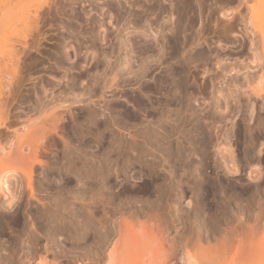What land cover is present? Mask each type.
I'll return each instance as SVG.
<instances>
[{"label":"rangeland","instance_id":"1","mask_svg":"<svg viewBox=\"0 0 264 264\" xmlns=\"http://www.w3.org/2000/svg\"><path fill=\"white\" fill-rule=\"evenodd\" d=\"M73 1L10 0L1 23L0 68L9 44H30L19 48L15 79L0 102L1 149L9 151L33 132L42 90L43 105L66 96L54 111H70L58 132L47 129L55 130L54 142L34 132L37 150L24 147L25 160L8 162L0 154V171L10 167L0 188V264H108L118 235L140 231V224L142 231L161 235L163 244H173V264L188 249H201L206 260L213 256L207 264H236V238L245 245L242 251L257 256L253 262L264 264V0H181L167 30L160 11L145 12L153 0H118L134 15L124 33L117 0ZM76 11L84 17L78 24ZM138 13L145 14L140 23ZM177 17L184 20L178 29ZM34 18L38 30L27 26ZM67 19L77 28L71 37ZM142 25L151 28L148 36L137 28ZM80 31L82 39H72ZM120 32L129 41L127 63L115 44ZM90 37L97 39L95 52ZM59 47L63 55L53 57ZM55 58H62L64 68ZM77 75L83 79L72 93ZM118 227L124 231L118 234ZM124 254L122 264L145 263L138 250Z\"/></svg>","mask_w":264,"mask_h":264},{"label":"bare ground","instance_id":"2","mask_svg":"<svg viewBox=\"0 0 264 264\" xmlns=\"http://www.w3.org/2000/svg\"><path fill=\"white\" fill-rule=\"evenodd\" d=\"M7 1V2H6ZM73 1V0H72ZM78 1V0H77ZM85 1V0H84ZM84 1H82V3L84 2ZM86 1H90L91 3H93L94 1L93 0H86ZM93 1V2H92ZM118 1V0H117ZM116 1V2H117ZM123 1V0H122ZM142 2H143V0H141ZM140 1V2H141ZM152 1V0H151ZM150 1V2H151ZM156 1H158V0H153V2L154 3H149L147 0H146V3L148 2V5L149 6H145L144 5V7L146 8L147 7V9H145V12H146V10H152V11H156L157 13H162L161 15H162V29L163 28H165L166 30L168 29L167 28V25L165 26V24L166 23H168L169 24V22L171 21L172 22V19L175 17H172L173 16V13H174V11L177 9V10H180V9H178V7H179V5L181 4V0H162V3L160 4V5H162V6H160V5H158L157 3H156ZM194 1H196V2H198L197 0H194ZM3 2H4V4H3ZM3 2H0V30H2L1 28V23H2V20L5 18L4 17V15L7 13V11H8V9L10 10V7H11V5L9 6V3L8 2H10V0L8 1V0H3ZM74 3H75V1H73ZM79 2V1H78ZM81 2V1H80ZM89 2V3H90ZM119 2V1H118ZM118 2H117V5H118ZM127 2V1H126ZM145 2V1H144ZM143 2V3H144ZM182 2L185 4V2H184V0H182ZM95 3V2H94ZM111 3H113V2H111ZM109 4V5H114V4ZM122 2L120 1L119 2V12H118V17H119V20L122 22H125V26L121 29L122 31L121 32H127V31H130V27H129V25H130V18H132V17H134V15H133V13H132V11H130V10H128V8L126 7L127 6V4L126 3H124V5H122L121 4ZM128 3V2H127ZM133 3H135V2H133ZM136 3H137V1H136ZM167 3H169L170 5H169V7L170 8H167L168 6H167ZM182 3V4H183ZM186 3H189V4H192L193 2L192 1H187ZM3 4V5H2ZM11 4V3H10ZM77 4V3H76ZM138 4V3H137ZM193 4H195V2L193 3ZM39 5H41V4H39ZM129 5H131V4H129ZM115 6H116V4H115ZM134 6V5H133ZM132 6V7H133ZM135 6H136V4H135ZM139 8H140V4L139 5H137ZM135 7V8H138V7ZM182 6H184V5H182ZM186 7H187V5H185ZM194 6V5H193ZM193 6H190L191 7V9H193L192 7ZM114 7V6H113ZM113 7H111L112 8V10L114 9ZM142 7L143 6H141V10H143L142 9ZM189 7V6H188ZM134 8V7H133ZM118 9V8H117ZM170 9V10H169ZM190 9V8H189ZM7 10V11H6ZM115 10H116V8H115ZM114 10V11H115ZM177 10H176V12H177ZM6 11V12H5ZM36 11V10H35ZM72 11V10H71ZM117 11V10H116ZM151 11V12H152ZM160 11V12H159ZM77 12V11H76ZM144 12V13H145ZM150 12V13H151ZM155 12V13H156ZM179 13H180V11H178ZM30 13H32V12H30ZM78 13V12H77ZM82 13V12H81ZM144 13H141V14H144ZM155 13H153L152 12V14H155ZM166 13H172V15H171V19L169 20L168 18V15H166L168 18H165L166 16H165V14ZM182 13V12H181ZM85 15V13H82V15ZM114 14V13H113ZM112 14V12H110V18L111 19H113L112 17L114 16ZM141 14H139L138 13V15L136 16V18H137V20L139 19V23L141 22V20H143L144 19V17H143V15H141ZM67 15V14H66ZM71 15H72V13H71ZM83 15V16H84ZM174 15H175V13H174ZM177 15H180V14H177ZM182 15V14H181ZM30 16V15H29ZM34 16V15H33ZM39 15L37 14V16H35V18L36 19H38L39 17H38ZM73 16V17H72ZM72 16H70L69 15V17H72L73 19H74V21L75 20H77V21H79V20H81V18H82V20L84 19V17H81V14L80 13H78V14H74V15H72ZM144 16H145V14H144ZM156 17H158V18H160L158 15H155ZM4 17V18H3ZM67 17H68V15H67ZM180 17V16H179ZM183 17H184V15H183ZM32 19L31 20V24H30V22L28 23L27 22V26H30V29H31V27H33V24H34V28L33 29H37V26L39 25V24H37L38 22H37V20L36 19ZM135 18V19H136ZM181 18V17H180ZM180 18H176V21H177V26H175L177 29L178 28H180V26H178V23H181V22H183V21H178ZM26 19V18H25ZM29 19V18H28ZM73 19H72V21H73ZM93 19V21H94V18H92ZM92 19H91V21H92ZM165 19H167V20H165ZM35 20V21H34ZM69 22H68V24H67V22H66V25H67V28L70 30H68L69 31V34L71 33V31H73V32H76L77 31V28L75 27L76 26V24L75 25H73L72 23L74 22H71L69 19H67ZM82 20H81V22H82ZM132 20V19H131ZM134 20V19H133ZM145 20H146V18H145ZM144 20V21H145ZM180 20H182V18L180 19ZM26 21H27V19H26ZM28 21H30V20H28ZM77 21H75L76 23H77ZM90 21V22H91ZM93 21H92V23H93ZM97 21V20H96ZM147 21V20H146ZM145 21V22H146ZM166 21H168V22H166ZM37 22V23H36ZM74 22V23H75ZM132 22H134V24H135V21H132ZM137 22V23H138ZM91 23V24H92ZM97 23H98V21H97ZM96 23V24H97ZM3 24V23H2ZM30 24V25H29ZM36 24V25H35ZM78 24V23H77ZM94 24H95V22H94ZM93 24V25H94ZM133 24V23H132ZM176 24V23H175ZM25 25V26H26ZM90 25V24H89ZM89 25H88V27H89ZM136 25V24H135ZM140 25V24H139ZM172 25V24H171ZM182 26H183V24H181ZM87 26V25H86ZM92 26V25H91ZM130 26H132V25H130ZM165 26V27H164ZM169 26V25H168ZM36 27V28H35ZM78 28L80 27L79 25L77 26ZM93 27V26H92ZM91 27V28H92ZM146 27H148V26H146ZM144 25H142V26H139V27H137V28H139V30H140V32L142 33V34H144V36L145 35H147L148 36V30L150 29L151 30V28H146ZM184 27H185V23H184ZM23 28H25V27H23ZM27 28V27H26ZM39 28V27H38ZM84 28H85V26H84ZM87 28V27H86ZM96 27H94V29H95ZM175 28V29H176ZM181 28H183V27H181ZM33 29H32V31H33ZM88 29H90V28H88ZM94 29H92V30H90V31H88V30H84V33L86 34V32H87V34L89 33L90 34V36H91V34H95V30ZM131 29H132V27H131ZM133 29H136V28H133ZM169 29H173L172 27L170 28L169 27ZM187 29V28H186ZM27 30V29H26ZM28 30H29V27H28ZM38 30V29H37ZM36 30V31H37ZM76 30V31H75ZM94 30V31H93ZM184 30H185V28H184ZM171 31V30H170ZM178 31V30H177ZM30 32V31H29ZM72 32V33H73ZM120 32V34H121V36L119 35L118 36V42L116 41V43L115 44H117L118 45V43H119V46L121 47V48H119V46L117 47V46H115V47H117V49L119 48V49H121L120 51L121 52H123V55H125L124 56V58L126 57L127 58V56H128V58H129V51H128V44H127V42H129L127 39H125L123 36H122V33ZM152 31H149V33L151 34V36L153 35L152 33H151ZM171 32H174V30L173 31H171ZM179 32H181V30L179 31ZM182 32H183V29H182ZM80 33H82V31H80V32H77V33H75L74 35L76 36H74V38L72 37V39H75L76 40V38H78L77 36H79L80 35ZM96 33H98V32H96ZM76 34H78V35H76ZM149 34V35H150ZM155 34V33H154ZM182 34V33H181ZM253 34V33H252ZM97 35V34H96ZM95 35V36H96ZM99 35V34H98ZM98 35L96 36V37H98ZM124 35V34H123ZM156 35H157V33H156ZM156 35H154L155 36V38H157L156 37ZM180 35V34H179ZM71 36H73V35H71L70 34V37ZM93 36V35H92ZM94 36V38H96ZM126 36V35H125ZM154 36H153V38H154ZM165 36V35H164ZM164 36H162V37H164ZM251 36V35H250ZM166 37V36H165ZM196 37V36H195ZM194 37V38H195ZM200 38H201V36H199ZM254 37V36H253ZM26 38V37H25ZM69 38V37H68ZM80 38H81V35H80ZM91 38V37H90ZM93 38V37H92ZM92 38H91V41H92V46H94L93 48H94V52H95V48L96 49H98V47H96L97 46V44H96V46H95V43L97 42L95 39H93L92 40ZM198 38V37H197ZM199 38V39H200ZM79 39V38H78ZM82 39V38H81ZM117 39V38H116ZM192 39V41H193V38H191ZM25 40V39H24ZM74 40V41H75ZM178 40V39H177ZM187 40V39H186ZM195 40V39H194ZM26 41V40H25ZM24 41V42H25ZM80 41L81 40H79V43H80ZM165 40H163L162 42H164ZM24 42H22V43H24ZM78 42V41H77ZM82 42V41H81ZM17 43V42H16ZM29 43V41L27 42L26 41V44H28ZM62 43V42H61ZM165 43V42H164ZM178 43H180L179 41H178ZM251 43V47H252V50H254L255 49V47L253 48V46H255V45H253L252 44V41L250 42ZM26 44L24 43L23 45H21V43H20V47H18L16 44H14V42L12 43V44H9L10 46H9V50H10V54H9V56H8V60H6L4 63V65H3V67L2 68H0V72H3V74H0V76L2 75V79H1V77H0V102H2L3 101V96H4V94H5V88H8L10 85H11V83H13V80L15 79L14 77V74H16V70H17V67H18V64H19V61H20V55H21V53H23V51H21V50H23L22 48H23V46H26ZM82 44H83V42H82ZM112 44V43H111ZM115 44H113V45H115ZM28 45H30V44H28ZM65 45V44H64ZM163 45V44H162ZM57 46V45H56ZM56 46L54 47V48H56ZM80 46H83V45H81L80 44ZM90 46H91V44H90ZM91 46V47H92ZM129 46H130V44H129ZM27 47H29V46H27ZM27 47H25V48H27ZM64 47V46H63ZM88 47V46H87ZM165 47V46H164ZM250 47V48H251ZM19 48H21V50H19ZM25 48H24V51H27V50H25ZM28 49V48H27ZM61 49H62V47H59V49H54V52L55 53H53V57H54V54H57V55H60V56H62L63 54H62V51H61ZM82 49V48H81ZM116 49V48H115ZM116 49V50H117ZM119 49H118V51H119ZM130 49V48H129ZM165 50V49H164ZM163 49H162V51H164ZM179 50V49H178ZM251 50V51H252ZM117 51V52H118ZM128 51V52H127ZM76 52V51H75ZM98 52V51H97ZM114 52V51H113ZM117 52H114V53H117ZM167 52V51H166ZM107 53V52H106ZM119 53V52H118ZM128 53V54H127ZM163 53V52H162ZM180 53V52H179ZM253 53V52H252ZM103 54V53H102ZM111 54H112V52H111ZM165 54V53H164ZM163 54V55H164ZM65 55L67 56V54H66V51H65ZM64 55V56H65ZM109 54H107L106 56H108ZM114 56H117L118 54H113ZM120 55H122V54H119L118 56L120 57ZM167 55V54H166ZM165 55V56H166ZM178 55H180V54H178ZM63 56V57H64ZM94 56H95V54H94ZM105 56V53H104V57H106ZM256 56V55H255ZM56 57V56H55ZM62 57V58H63ZM109 57H111V56H108V58L106 57V59H110ZM118 57V58H119ZM122 58H123V56H121ZM120 57V58H121ZM167 57V56H166ZM62 58H60V60H62ZM66 58V60H69V59H67V57H65ZM123 58V59H124ZM126 58L124 59V61L126 62ZM163 58H165L164 56H163ZM59 59V56H58V58H57V60ZM64 59V58H63ZM166 59H168V58H166ZM165 59V60H166ZM256 59V58H255ZM54 60V59H53ZM55 60H56V58H55ZM54 60V61H55ZM55 61V63H57L56 64V66H59V67H61V69L62 68H64L63 66L64 65H60L59 63V61ZM257 60V59H256ZM255 60V61H256ZM8 61V62H7ZM63 61V60H62ZM64 62V61H63ZM63 62H61V64L63 63ZM54 63V64H55ZM124 63V62H123ZM127 63V62H126ZM258 63V62H257ZM260 63H262V62H260ZM260 63H259V65H260ZM122 64V63H121ZM253 64V63H252ZM165 65V64H164ZM0 66H2V65H0ZM55 66V67H56ZM73 66V65H72ZM59 67H57V69L59 68ZM72 68V67H71ZM70 68V69H71ZM73 68H74V66H73ZM163 69V71L165 72V69H164V66L162 67ZM255 68V67H254ZM60 69V68H59ZM168 69V68H167ZM2 70V71H1ZM4 70V71H3ZM163 72V73H164ZM166 72H168V70L166 71ZM162 73V74H163ZM5 75V76H4ZM8 77V76H12L11 78L10 77H8V79L7 78H5V77ZM78 76V77H77ZM76 76V78H74V77H72L71 79H72V82H71V88H69V90L70 89H72V91L73 92H76V88L75 87H77V86H75V85H77V81L79 80H81V79H83V76H80V75H77ZM167 76H168V74H167ZM4 77V78H3ZM85 77V76H84ZM10 78V79H9ZM163 78H165L164 76H163ZM167 78H169V76L167 77ZM166 78V79H167ZM1 80H4V81H1ZM8 80V81H7ZM264 80V79H263ZM84 81V80H83ZM164 81H165V79H164ZM163 80H162V83L164 82ZM262 81V80H261ZM180 82H182V81H180ZM179 82V84H180V86H181V83ZM263 83H264V81H263ZM168 84V83H167ZM166 84V86H168ZM264 84H262V86H263ZM44 88V87H43ZM42 88V89H43ZM75 88V89H74ZM168 88H169V86H168ZM75 91H74V90ZM43 92H42V94L46 91V90H42ZM71 91V90H70ZM70 91H69V93H70ZM71 91V92H72ZM39 92V91H38ZM62 92H64V91H62ZM72 92V93H73ZM167 92V91H166ZM255 92V91H254ZM257 92V91H256ZM40 93V92H39ZM36 94V93H35ZM42 94H40V97H37L38 99H39V104L37 105V103H36V108H35V106H34V108L36 109V111L38 112H36V111H34V112H36L38 115V117H37V120L34 122V128H32V129H34L33 130V132L31 131V132H29L28 134H26L23 138H21V139H19L16 143H14L15 142V139H14V142H12V146H13V143L15 144L14 145V148L11 150V149H9V151H7V152H5L4 151V148H2L1 149V146H0V149H1V152H0V154L3 152L4 154V156H5V158H4V160H7L8 162H13V160L14 161H17V160H25V157L26 156H24V154L26 155V153L24 152V147H28V149L30 150H28V149H26V152H28L29 151V153L31 152V153H34V152H36V150H37V148L35 149V146H36V141H34V139H33V135H35V133L37 134V133H41L42 134V136L43 137H45L43 134H44V132H45V135H46V140L47 139H50L51 138V140H53L54 139V137H55V135H54V132H55V130H56V132H58L57 130L59 129V128H63L64 127V125H65V121H67L66 120V116H65V111H70V110H65V111H54V107L57 105H59V103H62V102H59L58 100L60 99V100H62V98H65L66 96H63V97H61V98H59V99H56L57 100V103H56V100L53 102V100L52 101H50L49 100V104H50V102H51V104L53 105V103H54V106H50L49 104H47V102L45 103L46 105H43L44 103H42V101H41V97H45V94H46V92H45V94H43V96H42ZM61 94V93H60ZM71 94V93H70ZM127 94H129V93H127ZM131 94H132V96L134 95L133 94V92H131L130 93V97H128V100L127 101H129V98H130V101H131ZM258 94V93H257ZM63 95V94H62ZM61 95V96H62ZM36 96H39V94L38 95H36ZM74 96H75V98H74ZM74 96L72 95H70V97H71V100H69L70 101V103H72L71 101H72V97L74 98V99H77V97H78V99H79V96H76L75 94H74ZM127 96V95H126ZM129 96V95H128ZM162 96H163V93H162ZM125 97V96H124ZM134 97V96H133ZM132 97V98H133ZM46 98H47V96H46ZM45 98V99H46ZM139 98V97H138ZM55 99V98H54ZM73 99V101H76V100H74ZM77 99V100H78ZM139 100V99H138ZM141 100V99H140ZM43 101H45V100H43ZM80 101V100H79ZM78 101V102H79ZM133 101V100H132ZM132 101L129 103L128 102V104H130L131 105V103H132ZM59 102V103H58ZM66 102H68V101H66ZM134 102H136L135 100H134ZM141 102V101H140ZM56 103V104H55ZM63 103H65V102H63ZM62 103V104H63ZM143 103V102H142ZM61 104V105H62ZM69 104V103H68ZM73 104V103H72ZM75 104V103H74ZM141 104V103H140ZM0 105H1V103H0ZM33 105H34V103H33ZM73 106V105H72ZM68 107V106H67ZM34 108L32 109V112H33V110H34ZM56 108V107H55ZM63 108V107H62ZM134 109H135V107H133ZM132 108V109H133ZM129 109V108H128ZM139 111V110H138ZM67 112V113H68ZM71 112H73L72 110H71ZM75 112V111H74ZM39 113H40V116H39ZM138 113V112H137ZM134 115V114H133ZM32 123V122H31ZM67 123H69L68 121H67ZM1 125V124H0ZM29 124H26V125H23V128H24V126H26V128L28 127L29 128V130H32V129H30V125L28 126ZM3 126V125H2ZM51 126H54L55 128H53V129H55L54 130V132H53V134H51V133H49L48 132V130L47 129H51L50 127ZM1 127V126H0ZM49 127V128H48ZM69 127H70V125H69ZM27 128V129H28ZM71 129V128H70ZM18 130V131H17ZM24 130V129H23ZM61 130V129H60ZM170 130V129H169ZM171 130H174V129H171ZM170 130V131H171ZM14 131H17L18 132V134L21 136V131H19V129H15ZM13 131V133H15ZM50 131V130H49ZM17 132H16V135H13L14 137L15 136H18V138H19V135H17ZM35 132V133H34ZM172 132V131H171ZM61 133H63V132H61ZM168 133V132H167ZM24 134V133H23ZM55 134H57V133H55ZM171 134V133H170ZM170 134H169V136H170ZM49 135V136H48ZM57 135H59V133L57 134ZM56 135V136H57ZM168 135V134H167ZM60 136V135H59ZM49 137V138H48ZM58 137V136H57ZM17 138V139H18ZM59 138V137H58ZM44 139V138H43ZM45 139H44V141L45 142H47V144L49 145L51 142H54V140L53 141H51L50 143H48V141H46ZM43 141V142H44ZM34 142H35V144H34ZM56 142V141H55ZM51 145V144H50ZM26 147V148H27ZM38 147V146H37ZM102 147V146H101ZM100 147V148H101ZM28 150V151H27ZM28 153V154H29ZM1 156V155H0ZM1 158V157H0ZM23 158V159H22ZM4 160H2V159H0V165L2 164V163H4L5 161ZM12 160V161H11ZM6 161V162H7ZM117 166H118V164H117ZM117 166H116V170H117ZM10 168V167H9ZM9 168H7L6 167V169H2V171H0V188H3V186H4V184H5V182H4V173H5V171L6 170H8V171H6V172H9L10 170H9ZM12 169L14 170V168L12 167ZM134 170V169H133ZM16 171V170H15ZM22 172V171H21ZM117 174V173H116ZM121 180V179H120ZM124 183V182H123ZM126 185V184H125ZM119 188V187H118ZM122 189V188H121ZM127 190V189H126ZM1 191V190H0ZM118 210V209H117ZM123 216V215H122ZM116 219V218H115ZM120 220H121V218H120ZM123 220V219H122ZM122 220H121V222H122ZM138 220V219H137ZM116 221H117V219H116ZM123 221H125V220H123ZM113 222H115V221H113ZM126 222V221H125ZM137 223L139 222V221H136ZM240 222V221H239ZM116 223V222H115ZM118 224L120 223V222H117ZM123 223V225L124 224H128V223H124V222H122ZM136 223V224H137ZM130 224V223H129ZM129 224H128V228H132V226H133V228H134V225L132 224V226L130 225V227H129ZM144 225V224H143ZM121 226H122V224H121ZM126 226V225H125ZM137 226H139V225H137ZM161 226V225H160ZM124 227V226H123ZM145 227L146 226H144L143 228L145 229ZM114 228V227H113ZM127 228V227H126ZM128 228L126 229V230H128ZM130 228V229H131ZM137 227L135 226V228L134 229H136ZM139 228H141L140 229V231H142V227H141V224H140V226H139ZM138 228V229H139ZM125 229V228H124ZM143 229V230H144ZM115 230V229H114ZM116 230H118V234H119V227L116 229ZM122 231H124L123 229H121ZM120 230V231H121ZM132 230V229H131ZM159 230V229H158ZM130 231V230H129ZM134 231H137V232H134ZM139 230H133V232L131 231V233L129 234L128 233V231H126L127 232V234L125 233V231H124V233H122V235L121 234H119L118 235V238L114 241L115 243H113L112 244V250L111 251H109V254H108V264H122V263H120V261H122V260H120L121 259V257H122V254H124L125 252V254L123 255V258H125L126 257V255L128 254V253H130V251L132 252V250L133 251H137L138 250V253L140 254V260H141V262H142V260H143V262H145L144 264H173L172 262H173V260H170L169 258H172L171 256H173V255H169V254H173L172 253V247L170 246V245H173L170 241H168V242H170L171 244H167L166 242V244H165V246H164V244L162 243V236L160 235V237H157V235H155L154 233H152V235H151V233H149V232H147L148 231V228H147V233L146 232H144V231H142V232H140ZM150 232H152V231H150ZM157 233V232H156ZM231 233H235L234 232V230H233V232H231ZM153 234L155 235V236H153ZM236 234V233H235ZM234 234V235H235ZM236 235H239V234H236ZM159 236V235H158ZM237 240H235V238H234V242H233V244H232V242H231V244L234 246V248H236V257H237V263L236 264H238V261L240 260L239 258H241L242 259V257L241 256H243V259H242V261L244 260V262H245V264H246V262L247 263H249L248 261V259H252V260H250V261H252V262H250L251 264H256L258 261H256L255 259V257H257V256H255L254 257V255H253V257L251 256V254L249 255V254H246V252H245V245L243 244V242H242V244H243V246L241 245V243H240V240H238V238H236ZM168 240V239H167ZM172 240V239H171ZM190 240V239H189ZM165 241V240H164ZM173 241V240H172ZM190 242V241H189ZM253 244H254V242H252ZM230 244V243H229ZM229 244L228 245H225V246H229ZM231 244H230V246H231ZM253 244H251V245H253ZM171 247H169V246ZM169 247L170 249H167V247ZM182 246V245H181ZM224 246V247H225ZM229 246V247H230ZM174 247V246H173ZM194 247V246H193ZM243 247H244V249L245 250H243L242 251V249H243ZM252 246H250V248H251ZM254 248H255V245L253 246ZM253 247H252V249H253ZM231 249H232V247H230ZM174 250H175V248H173ZM203 249V248H202ZM221 249H222V247H221ZM228 248L226 247V250H227ZM168 250V251H167ZM169 250L171 251V252H169ZM189 250V249H188ZM188 250H185V251H183V252H181V251H179V250H177V251H179L180 253L178 254V261H179V263L180 264H207V260L209 261V259H211L210 261H213L212 259H214V258H207V260H206V257L205 256H203V255H206V254H203L202 253V255H200L199 253H201L202 251H201V249L199 250V252L196 254V252H195V254H193L192 252H190V251H188ZM229 250V249H228ZM176 251V250H175ZM203 251H205V249H203ZM209 251H211V250H206V252H209ZM256 251V250H255ZM254 251V252H255ZM220 252H223L224 253V249L223 250H221ZM219 252V253H220ZM242 252H245V253H242ZM251 252V251H250ZM249 252V253H250ZM177 253V252H176ZM227 253V252H226ZM210 254H211V252H210ZM225 254V253H224ZM242 254V255H241ZM248 255V256H250L251 258H246V259H244V255ZM255 254V253H254ZM142 255V256H141ZM222 255V254H221ZM255 255H257V253L255 254ZM208 256H209V254H208ZM175 257V256H174ZM173 257V258H174ZM236 257L234 258V259H236ZM225 258V257H224ZM253 258H255L254 260H255V262H253L254 260H253ZM176 259H177V257H176ZM234 262H236V261H234ZM242 264H243V262H241ZM240 263V264H241ZM143 264V263H142ZM212 264V263H211Z\"/></svg>","mask_w":264,"mask_h":264}]
</instances>
